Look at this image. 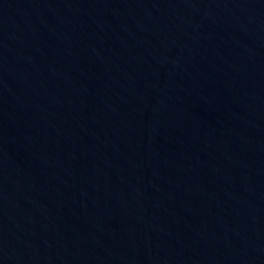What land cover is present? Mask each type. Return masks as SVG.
<instances>
[{
    "label": "water",
    "instance_id": "1",
    "mask_svg": "<svg viewBox=\"0 0 264 264\" xmlns=\"http://www.w3.org/2000/svg\"><path fill=\"white\" fill-rule=\"evenodd\" d=\"M0 264H264V0H0Z\"/></svg>",
    "mask_w": 264,
    "mask_h": 264
}]
</instances>
